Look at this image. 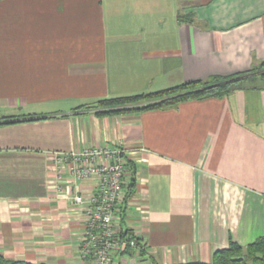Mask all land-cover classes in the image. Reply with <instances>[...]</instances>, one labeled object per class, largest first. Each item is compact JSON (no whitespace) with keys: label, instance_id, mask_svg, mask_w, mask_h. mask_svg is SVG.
<instances>
[{"label":"crops","instance_id":"crops-1","mask_svg":"<svg viewBox=\"0 0 264 264\" xmlns=\"http://www.w3.org/2000/svg\"><path fill=\"white\" fill-rule=\"evenodd\" d=\"M261 60L264 0H0V253L88 264L72 195L93 183L58 179L52 153L89 146H123L134 168L116 227L145 247L111 264L209 261L264 234L263 78L168 108L78 109Z\"/></svg>","mask_w":264,"mask_h":264},{"label":"built area","instance_id":"built-area-1","mask_svg":"<svg viewBox=\"0 0 264 264\" xmlns=\"http://www.w3.org/2000/svg\"><path fill=\"white\" fill-rule=\"evenodd\" d=\"M124 154L123 146L118 145L52 153L58 179L61 171L67 170L74 185L84 181L93 183L89 193H83L78 185L72 195L73 202L84 210L78 254L88 264H111L116 250L132 249L140 254L145 247L131 231L116 227L115 218L123 207L129 181Z\"/></svg>","mask_w":264,"mask_h":264},{"label":"trees","instance_id":"trees-1","mask_svg":"<svg viewBox=\"0 0 264 264\" xmlns=\"http://www.w3.org/2000/svg\"><path fill=\"white\" fill-rule=\"evenodd\" d=\"M255 77L264 79V60L256 62L245 72L231 76L212 75L205 79L185 81L155 91L104 97L91 104L80 105L78 109H95L97 113H119L168 108L192 98L222 97L242 83L252 81ZM8 122L2 121L0 124ZM125 165L129 172V181L125 188L124 202L134 186L133 165L128 160ZM0 264L44 263L12 259L0 253ZM153 264L161 263L154 260ZM173 264H264V234L257 236L246 245L230 240L227 247L214 250L209 261L193 260Z\"/></svg>","mask_w":264,"mask_h":264}]
</instances>
